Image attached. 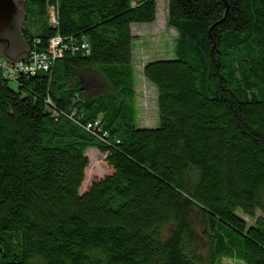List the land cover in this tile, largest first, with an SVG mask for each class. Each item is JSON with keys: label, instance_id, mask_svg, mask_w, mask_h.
<instances>
[{"label": "trees", "instance_id": "obj_1", "mask_svg": "<svg viewBox=\"0 0 264 264\" xmlns=\"http://www.w3.org/2000/svg\"><path fill=\"white\" fill-rule=\"evenodd\" d=\"M22 1L29 48L78 49L15 89L0 74V264H264V0H168L156 128L130 28L155 0ZM89 148L107 173L81 193Z\"/></svg>", "mask_w": 264, "mask_h": 264}, {"label": "rangeland", "instance_id": "obj_2", "mask_svg": "<svg viewBox=\"0 0 264 264\" xmlns=\"http://www.w3.org/2000/svg\"><path fill=\"white\" fill-rule=\"evenodd\" d=\"M156 19L151 24H133L131 25V34L134 37L132 42V60L135 71V105L137 109V124L144 128H156L159 125V115L157 110V91L156 88L144 77V66L148 62H153L159 59L173 58V46L177 34L168 24V0H155ZM50 21V22H49ZM49 24L55 22V13L52 8L49 9ZM37 26L30 19L26 18L21 25L20 34L23 37V29ZM37 35V32L34 33ZM25 40V39H24ZM28 47V45L26 44ZM32 48L28 47V56L31 55ZM0 59L5 60L0 57ZM59 60V59H58ZM5 62H7L5 60ZM23 62V61H16ZM14 62V63H16ZM9 64H14L7 62ZM2 74V73H0ZM25 76V75H24ZM2 77V76H1ZM3 78V77H2ZM4 79V78H3ZM9 86L13 89L16 84L13 81H8ZM86 156L89 160V165L86 169V179L80 190L82 193L87 184L95 177L102 176L107 173L103 166V155L95 148H89L86 151ZM261 213L258 212L257 216ZM241 217H243L241 215ZM244 220H248L243 217ZM252 225V221H247ZM221 264H243L236 260H222Z\"/></svg>", "mask_w": 264, "mask_h": 264}, {"label": "water", "instance_id": "obj_3", "mask_svg": "<svg viewBox=\"0 0 264 264\" xmlns=\"http://www.w3.org/2000/svg\"><path fill=\"white\" fill-rule=\"evenodd\" d=\"M26 18L22 0H0V57L7 62L29 58L28 47L19 30Z\"/></svg>", "mask_w": 264, "mask_h": 264}, {"label": "built area", "instance_id": "obj_4", "mask_svg": "<svg viewBox=\"0 0 264 264\" xmlns=\"http://www.w3.org/2000/svg\"><path fill=\"white\" fill-rule=\"evenodd\" d=\"M37 43L35 42V44ZM79 48L86 53L89 52V46L86 42H81ZM77 49L76 43L70 42L67 44L66 41L57 37L50 40L43 52L32 49V52H29L31 55L28 56L29 58L26 61L9 64L0 59V73H2L1 76L5 80L16 83L23 75H36L39 72L48 71L50 66L60 59L67 50L75 52Z\"/></svg>", "mask_w": 264, "mask_h": 264}, {"label": "crops", "instance_id": "obj_5", "mask_svg": "<svg viewBox=\"0 0 264 264\" xmlns=\"http://www.w3.org/2000/svg\"><path fill=\"white\" fill-rule=\"evenodd\" d=\"M28 29H30V28H28ZM31 31H34V30H32V28L30 29ZM34 33V32H33Z\"/></svg>", "mask_w": 264, "mask_h": 264}]
</instances>
